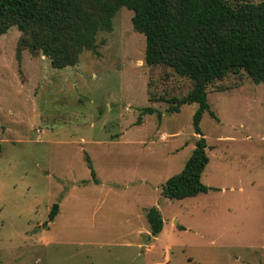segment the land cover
<instances>
[{
  "label": "rangeland",
  "instance_id": "374dc122",
  "mask_svg": "<svg viewBox=\"0 0 264 264\" xmlns=\"http://www.w3.org/2000/svg\"><path fill=\"white\" fill-rule=\"evenodd\" d=\"M132 14L119 7L63 68L16 26L0 34V264H264V84L242 69L207 84L208 190L164 197L199 137L197 104L168 110L192 82L145 63ZM151 206L163 226L149 238Z\"/></svg>",
  "mask_w": 264,
  "mask_h": 264
},
{
  "label": "trees",
  "instance_id": "16d2710c",
  "mask_svg": "<svg viewBox=\"0 0 264 264\" xmlns=\"http://www.w3.org/2000/svg\"><path fill=\"white\" fill-rule=\"evenodd\" d=\"M122 6L132 11V26L145 38V63L169 66L192 82L168 110L197 104L192 126L199 137L181 170L161 185V194L180 199L205 192L208 187L200 175L208 162L207 144L199 121L209 109L206 86L234 69L264 84V0H0V34L16 26L24 46L41 51L51 67L63 68L73 65L83 50L94 48L96 32L109 30L111 17ZM154 111L142 108L144 113ZM57 212L55 202L47 220ZM145 215L150 235H157L163 226L160 211L151 206Z\"/></svg>",
  "mask_w": 264,
  "mask_h": 264
},
{
  "label": "crops",
  "instance_id": "0c3cea01",
  "mask_svg": "<svg viewBox=\"0 0 264 264\" xmlns=\"http://www.w3.org/2000/svg\"><path fill=\"white\" fill-rule=\"evenodd\" d=\"M145 234H147L148 237L151 238V236H150V232L145 231ZM153 237H154V236H153ZM168 244H169L168 241L164 244L165 249H167ZM150 245H151V244H148V243L146 244V251L149 250ZM165 252H166V251H165ZM166 253H167V252H166ZM167 258H168V254H167V256H166V254H165V259H167ZM166 263H168V262H166ZM147 264H150V263H147Z\"/></svg>",
  "mask_w": 264,
  "mask_h": 264
},
{
  "label": "water",
  "instance_id": "95a60500",
  "mask_svg": "<svg viewBox=\"0 0 264 264\" xmlns=\"http://www.w3.org/2000/svg\"><path fill=\"white\" fill-rule=\"evenodd\" d=\"M38 227L42 228V227H43V225H41V226H38Z\"/></svg>",
  "mask_w": 264,
  "mask_h": 264
}]
</instances>
